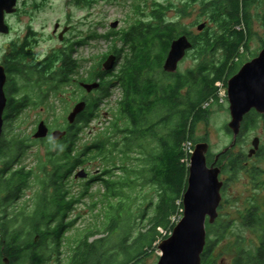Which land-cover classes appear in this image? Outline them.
I'll use <instances>...</instances> for the list:
<instances>
[{
	"label": "trees",
	"instance_id": "trees-1",
	"mask_svg": "<svg viewBox=\"0 0 264 264\" xmlns=\"http://www.w3.org/2000/svg\"><path fill=\"white\" fill-rule=\"evenodd\" d=\"M198 1L207 18L214 24L213 27L207 25L198 34L186 28L179 29V23L168 20L164 9L158 7L153 10L150 21L141 20L121 31L113 52L118 56L117 63L123 60L116 70L105 71L100 68L93 73L92 81H100L101 86L96 91L101 96L88 98L87 107L82 112L86 115L83 122L66 126L67 135L63 139L67 144L63 142L58 151L48 152V165L51 169L42 180L35 208L30 212L18 209L12 214L5 209L0 216V264H45L48 260L45 253L49 240H54L57 248H60L62 242L64 244L66 232L72 224L67 222V216L89 191L86 186L79 196L71 195L70 177L77 168L94 160H101L102 171L98 178L103 181V196L106 199H119L116 203L109 201L103 225L106 218L110 217L111 223L106 231L111 234L121 227V239L114 252L111 246L106 245L108 235L88 241L93 234L103 233L101 227L97 231L89 230L86 246L79 244L68 264H114L118 262L117 256L123 257L118 264H138L148 253V248L168 237L169 234H164V231L174 228L172 217L175 214L183 215L179 209H183V196L188 187L190 160L187 162L183 143L191 140L195 148L196 128L206 120L209 112L205 103L212 100L219 104L217 83L222 81L228 88L229 78L247 61L243 54L249 48L253 33L252 8L260 0ZM262 20L264 22V15ZM182 34H187L194 44L188 55L195 54L200 61L184 72L179 69L175 73L166 72L163 64L171 43ZM118 44L121 46L118 47ZM57 56L63 57L60 60L58 58L53 73L54 84L50 85L51 90L56 92L71 81L77 62L73 59L72 51ZM30 67L24 69L27 81L32 80V71L36 72V69ZM43 70L38 71L41 77L46 76ZM42 85L38 84L37 90L33 91L35 98L32 91L26 89L23 105H17L14 101L16 95L9 94L11 105L5 130L16 132L18 127L11 123L12 118L20 113L22 107L41 98ZM118 86L122 98L117 103L116 119L106 128L105 137L87 146H77V139L73 137L81 134L92 123L98 116L102 100ZM260 122H263L264 127V114L252 111L246 115L237 142L255 130ZM226 129L233 134L229 127ZM24 148L21 140H17L15 147L3 142L0 149V156L6 158V169L0 170V206L5 208L20 199L33 177V171L25 167L8 174L12 161ZM233 148L219 154L217 164L221 166L222 173L237 175L247 169L250 179L264 187V180L260 181V171L249 169L246 164L248 154L245 151L235 154ZM261 151L262 147L254 156L260 155ZM210 157L213 158L209 151V164L214 160ZM117 159H121V163H117ZM129 160L136 164H129ZM117 168L124 173L119 179L113 177L114 169ZM138 182L155 187L158 200L152 215H146V208L140 212L141 219L147 220L146 229H140L138 235L129 242L133 224L139 220L134 218L133 223L129 224L133 217L128 213L124 197L126 189ZM153 205L150 201V206ZM243 223L258 235L259 242L255 250L242 248L235 264H264V211L256 200H252L243 213ZM206 226L209 235L202 259L204 264H210L217 243L211 235L214 233L222 237L228 225L220 223L217 230H214L215 226L211 223ZM37 235H40L39 242H35ZM102 246L105 251L101 254ZM6 259L8 262H5Z\"/></svg>",
	"mask_w": 264,
	"mask_h": 264
},
{
	"label": "rangeland",
	"instance_id": "rangeland-1",
	"mask_svg": "<svg viewBox=\"0 0 264 264\" xmlns=\"http://www.w3.org/2000/svg\"><path fill=\"white\" fill-rule=\"evenodd\" d=\"M26 10L33 6V0H23ZM41 9L36 12L34 18V34L30 36L29 50L31 55L25 59V67L32 66L33 78L27 81L24 70L25 86L23 92L27 88L32 91L33 97L36 94L38 84H43L41 90H46L54 84V82H47L48 76L54 73L56 65L63 56L64 52H73V59L81 65L80 71L88 82L92 81L93 73L103 69V63L106 58L114 53L113 49L117 40L121 36V31L128 29L131 25L137 24L141 20L150 21L153 10L158 7L164 9L165 17L179 23V29H188L194 34H198V26L206 22L208 26L213 27L214 24L205 15L200 1L194 0H47L46 2H39ZM253 26L252 35L249 41V48L244 52V58L247 61L256 57L263 49L264 44V22L262 17L264 15V0H260L257 5L252 8ZM24 30L25 35L28 33L27 23L29 16H24ZM119 21L117 28H112L111 23ZM60 23V30L55 31L56 24ZM65 27L69 30L64 34L63 39H60V33ZM121 45L118 44V47ZM220 56L218 55L217 58ZM123 59L119 60L114 70L119 68ZM200 60L195 54L187 55L179 65V71H186L195 67ZM246 61V62H247ZM53 64V66H52ZM60 64V62H59ZM46 67L49 71L45 77H41L38 71ZM25 69V68H24ZM51 71V72H50ZM45 75V74H44ZM223 84L222 81H219ZM45 83V84H44ZM51 85V86H50ZM47 86V88H46ZM72 84L65 87L64 95L58 97L57 95L48 98L47 103H37L33 100L28 108L11 122L14 127H18L16 132H9L8 129L4 131V143L14 147L17 140L25 145L24 150L20 153L19 162L13 164L14 168L25 167L27 170L33 171V177L30 179L28 187L23 191L20 199L13 202L9 207L5 208L1 205L0 216H2L5 209L12 214L18 209H25L27 212L33 211L36 206L37 195L41 190L42 180L46 178V173L51 167L48 165V152L50 150L59 149V144L49 141L52 137V131L55 129H65L67 116L72 111L79 94L74 93ZM224 89H227L223 84ZM68 87V88H67ZM36 88V89H35ZM40 90V92H41ZM62 92V91H61ZM84 95L87 100L90 96L99 97L100 92L94 90L87 92L84 89ZM122 98V91L118 87H114L108 97L102 100L98 116L92 123L85 127L80 136L79 145L91 143L96 139H102L106 135V128L116 119L117 103ZM207 105L209 110L206 120L200 122L196 128V140L198 142L207 141L210 143V157L212 164L215 161L216 155L229 148L234 142V135L229 133L228 127L231 121L230 104L228 98L219 99V104H215L210 100ZM43 119L51 128L50 135L44 140L36 141L34 133L36 132L39 120ZM261 138L260 147L263 148L261 154L258 156L249 157V150L253 147L252 141L254 137ZM234 153L245 151L248 154L247 166L252 170L260 171V181L264 180V127L263 122H260L255 130L250 131L243 136V140L236 142L234 145ZM4 158L0 156V167ZM121 163V159L116 160ZM189 162V160L187 161ZM135 165L136 162L129 160V164ZM189 165V163H188ZM218 165V164H217ZM220 166V165H219ZM221 167V166H220ZM85 168L89 176L87 178H75L77 171ZM102 164L101 160H94L78 168L69 181L71 188V195H80L89 187L88 194L83 196L82 200L76 204L70 214L67 216V222H72L67 236L64 239V244L57 248L54 240H49V245L45 256L47 261L45 264H68L71 260V255L74 253V246H86L89 230L97 231L101 227L103 233L97 232L88 241H94L109 236V241L106 244L111 246L113 251L117 249L121 239V227H118L110 234L107 230L108 224L111 223L110 217L106 218L105 225L104 215L108 209L109 201L116 203L119 199H106L104 194L103 181L100 178H95V173L101 174ZM113 177L119 179L124 175L120 168L114 169ZM133 175H131L132 177ZM221 179L224 181L222 190V202L219 207L218 225L214 227L217 230L219 224H227L225 233L222 237H217L212 233L211 237L216 240L212 251V259L210 264H235L236 259L243 251L242 248L255 250L258 245V235L251 229L245 227L243 223V213L250 206L252 200H256L264 211V187L255 184L250 179L248 170L240 171L237 175L221 174ZM124 200L127 202L128 213L133 217L129 220V224L133 223L134 218L139 221L133 224V229L129 238V242L133 240L139 233L140 229H146L147 220L141 219L140 212L145 208L146 215H152L155 208V203L158 200V191L151 184L142 185V182L134 184L131 188H127ZM150 201L153 206H150ZM149 210V213H148ZM184 211L180 208L179 211ZM177 214L172 217V222L175 225ZM209 223V221H207ZM149 226V224H148ZM124 227V226H123ZM125 229V227H124ZM207 236L209 229L207 228ZM104 231H106L104 233ZM173 229L164 234L170 236ZM107 236V237H108ZM167 238V237H166ZM165 239L162 238L154 243L152 248H148V253L138 261V264H158L160 260L161 251L158 249L160 242ZM104 245V243H102ZM105 247L102 246L100 253H104ZM123 257L117 256V261L122 260ZM114 262V264H118Z\"/></svg>",
	"mask_w": 264,
	"mask_h": 264
},
{
	"label": "water",
	"instance_id": "water-1",
	"mask_svg": "<svg viewBox=\"0 0 264 264\" xmlns=\"http://www.w3.org/2000/svg\"><path fill=\"white\" fill-rule=\"evenodd\" d=\"M18 0H0V31L8 28L5 24V12H14ZM119 21L111 23L112 28H117ZM207 23H201L198 30L202 31ZM60 27L56 24L55 31ZM69 30L65 27L60 33L62 40L64 34ZM193 42L187 34L175 38L168 55L163 64L166 72L175 73L179 69L181 61L193 49ZM118 60L116 53L110 54L103 63V70L114 69ZM5 73L0 68V140L4 133V112L7 106V96L4 90ZM81 86L87 92L99 89L100 81L81 82ZM228 100L230 104L231 121L228 124L233 132L234 142L242 130L246 115L252 111L264 114V47L253 59L245 62L240 70L228 80ZM87 107L85 100L77 102L67 119L73 124L77 116ZM51 129L46 121L42 120L34 138L43 139L48 137ZM54 140H61L67 135L66 129H55L52 131ZM261 145V138L254 137L252 148L249 150V157L256 154ZM228 148H226L225 152ZM210 143L207 141L198 142L190 158L188 187L183 196V217L174 226L170 236L163 239L158 245L161 251L158 264H204L202 254L207 244V221L214 223L219 215V206L222 202V188L224 181L221 179L222 168L217 165L220 153L216 155L212 164L208 162ZM88 171L85 168L77 171L75 178H87ZM8 262V259H6Z\"/></svg>",
	"mask_w": 264,
	"mask_h": 264
},
{
	"label": "flooded vegetation",
	"instance_id": "flooded-vegetation-1",
	"mask_svg": "<svg viewBox=\"0 0 264 264\" xmlns=\"http://www.w3.org/2000/svg\"><path fill=\"white\" fill-rule=\"evenodd\" d=\"M41 1L46 2L47 0H33L32 8L29 10H26L25 6H24L25 4L23 3L24 1L18 0L17 4H16V10L14 12H5V24L7 25L8 28H5L6 30H4V31H0V68H3L4 73H5L4 90H5L6 96L8 98L7 106H6L5 112H4V131H5V126L7 124V119H8V110H9V107L11 105L9 94L16 95V99L14 101L17 102V105H20V104L23 105L24 104L23 89L25 86V78H24L25 59H26V54H28V57L31 55V51L29 50L30 44H32V41L30 42V36H32L34 34V32L32 31L33 27H34V18H35L36 12H39V10L41 9L40 3H39ZM25 15L29 16V20L27 23V29H28L27 35H25V30H24V28H25L24 16ZM59 30H60V27H59ZM52 66H53V64H52ZM51 67L44 66L43 72L46 74L49 71V68H51ZM80 68H81L80 63L76 62V67H75V69L71 75V81L67 82V85L72 84L73 85L72 87L74 88V90H73L74 93L79 94L78 99L76 100V103L79 101H83V100H85L88 103L87 97L84 95V92H83L84 88L81 86V82H88V81L84 78L82 72L80 71ZM47 74H50L49 78L47 79V82H53V78H54L55 74H53V73H47ZM46 88H47V86H46ZM63 91L64 90L62 89V90L56 92L55 90H51V87H49L48 89L42 91V96H41V98L36 100V103H38V102L39 103H47L48 98L51 96H55L58 94L57 96L60 97V96L64 95L65 93H63ZM28 106L22 107L20 110V113L17 114V117L18 116L20 117V115H22V113L28 108ZM85 116H86L85 114L80 113L77 116V118L73 124L77 123L78 121L80 123L83 122V119L85 118ZM15 118H16V116L13 117L12 119L14 120ZM13 120H11V121H13ZM42 120L43 119L39 120V122H41ZM68 124L71 125L67 119L66 126ZM80 136H81V134H78L73 138L77 139V142H76L77 146L81 147V145H79ZM4 138L5 137H4V133H3L2 139L0 140V149L3 145ZM43 139H45V138H43ZM64 139L54 140V143H57L60 146L64 142ZM40 140L41 139H36L37 142ZM64 144L66 145L67 143L64 142ZM88 144L89 143L84 144L83 146H87ZM15 146L16 145H14V147ZM0 153H2V152H0ZM19 157L20 156H18L17 158H15L12 161L11 168L9 169V172H8L9 175H11V173H14V172L24 168V167H20V168H14L13 167L14 166L13 164L15 163V161H17L16 163L19 162ZM2 158H4V161L2 162L0 170H5L6 169V167H5L6 158L5 157H2ZM95 175H96V176H94L95 178L99 177L98 173H95ZM88 176H89V173H88ZM70 179H71V177H70ZM222 190H223V188H222ZM182 217H183V215H182ZM218 217H219V215H218ZM218 217H217V219H218ZM217 219L215 220L214 223H211V224H213L214 226L218 225ZM67 232H66L65 238L67 236ZM39 239H40V235H37L35 242H39ZM78 242H76V244ZM80 243H81V241H80ZM62 244H63V242H62ZM76 244L74 246V248H75L73 250L74 252L78 248V246H76ZM5 262H6V260H5Z\"/></svg>",
	"mask_w": 264,
	"mask_h": 264
},
{
	"label": "built area",
	"instance_id": "built-area-1",
	"mask_svg": "<svg viewBox=\"0 0 264 264\" xmlns=\"http://www.w3.org/2000/svg\"><path fill=\"white\" fill-rule=\"evenodd\" d=\"M218 85V95L219 97L221 98H226L228 96L227 94V89H224V86L222 83L218 82L217 83ZM211 102H206L205 103V106L209 105ZM183 149L185 151V154H186V157L188 158V160H190V156L193 154L194 152V144L191 140H187L183 143ZM182 217V214L181 215H178L175 219L176 221H179Z\"/></svg>",
	"mask_w": 264,
	"mask_h": 264
},
{
	"label": "bare ground",
	"instance_id": "bare-ground-1",
	"mask_svg": "<svg viewBox=\"0 0 264 264\" xmlns=\"http://www.w3.org/2000/svg\"><path fill=\"white\" fill-rule=\"evenodd\" d=\"M116 66V65H115ZM115 68V67H114ZM227 94H228V88H227ZM227 98H228V96H227ZM195 149V148H194ZM210 151V150H209ZM192 156V155H191ZM191 158V157H190ZM221 205V204H220ZM220 207V206H219ZM184 209V208H183Z\"/></svg>",
	"mask_w": 264,
	"mask_h": 264
},
{
	"label": "clouds",
	"instance_id": "clouds-1",
	"mask_svg": "<svg viewBox=\"0 0 264 264\" xmlns=\"http://www.w3.org/2000/svg\"><path fill=\"white\" fill-rule=\"evenodd\" d=\"M49 141L52 142V137H49Z\"/></svg>",
	"mask_w": 264,
	"mask_h": 264
}]
</instances>
